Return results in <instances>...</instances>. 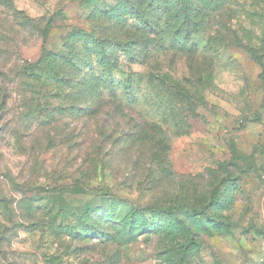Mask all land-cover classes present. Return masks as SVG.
I'll return each instance as SVG.
<instances>
[{
  "label": "rangeland",
  "instance_id": "obj_1",
  "mask_svg": "<svg viewBox=\"0 0 264 264\" xmlns=\"http://www.w3.org/2000/svg\"><path fill=\"white\" fill-rule=\"evenodd\" d=\"M263 170L264 0H0V264H264Z\"/></svg>",
  "mask_w": 264,
  "mask_h": 264
},
{
  "label": "trees",
  "instance_id": "obj_2",
  "mask_svg": "<svg viewBox=\"0 0 264 264\" xmlns=\"http://www.w3.org/2000/svg\"><path fill=\"white\" fill-rule=\"evenodd\" d=\"M52 21V18L50 17L49 20L47 21V24L45 26V28L43 29V33H42V40L43 42L46 40V37L49 33V30H50V27H51V22ZM162 212H168V213H171L172 212V208H163V209H160ZM192 215L198 217L199 216V213L196 212L195 210H192Z\"/></svg>",
  "mask_w": 264,
  "mask_h": 264
},
{
  "label": "built area",
  "instance_id": "obj_3",
  "mask_svg": "<svg viewBox=\"0 0 264 264\" xmlns=\"http://www.w3.org/2000/svg\"><path fill=\"white\" fill-rule=\"evenodd\" d=\"M3 180V174L0 173V182ZM261 183H262V186L264 187V170L262 171L261 173Z\"/></svg>",
  "mask_w": 264,
  "mask_h": 264
}]
</instances>
